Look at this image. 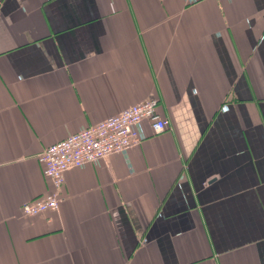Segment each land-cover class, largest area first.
Here are the masks:
<instances>
[{"label":"crops","instance_id":"obj_1","mask_svg":"<svg viewBox=\"0 0 264 264\" xmlns=\"http://www.w3.org/2000/svg\"><path fill=\"white\" fill-rule=\"evenodd\" d=\"M145 101L166 131L23 215L45 148ZM0 264H264V0H0Z\"/></svg>","mask_w":264,"mask_h":264},{"label":"built area","instance_id":"obj_2","mask_svg":"<svg viewBox=\"0 0 264 264\" xmlns=\"http://www.w3.org/2000/svg\"><path fill=\"white\" fill-rule=\"evenodd\" d=\"M144 121L149 122L154 134H160L169 128V122L158 116L156 102L145 101L45 148L38 161L43 166L45 178L51 184V191L45 196L24 203L21 207L23 215L33 218L57 211L64 174L104 160L112 154L126 156L130 148L143 141L140 125Z\"/></svg>","mask_w":264,"mask_h":264}]
</instances>
